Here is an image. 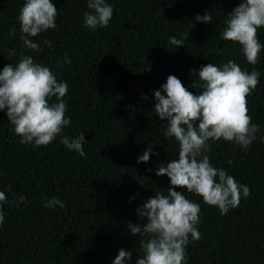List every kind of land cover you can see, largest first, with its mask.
Instances as JSON below:
<instances>
[{"label": "trees", "instance_id": "16d2710c", "mask_svg": "<svg viewBox=\"0 0 264 264\" xmlns=\"http://www.w3.org/2000/svg\"><path fill=\"white\" fill-rule=\"evenodd\" d=\"M25 2L0 0V72L30 55L58 82H66L65 118L71 124L62 135L84 134L86 155L67 149L61 136L38 148L34 142L21 144L6 109L0 110V191L7 198L0 202L5 214L0 264H113L120 249L132 252L125 264H135L146 237L133 236L128 222L143 226L137 208L156 193L167 195L169 178L155 173L178 158L179 149L164 135L167 121L154 113V90L174 75L199 94L201 88L191 87L190 72L228 60L242 71L260 73L247 97L251 122L260 131L246 151L221 139L209 140L206 154L251 194L221 215L202 197L182 190L201 208V238L190 237L186 264H264V47L251 65L238 42L222 39L229 13L243 0H106L113 16L107 27L96 30L84 25L88 0H51L58 10L56 28L31 38L42 52L23 47L17 17ZM206 10L211 23L197 22L196 15ZM171 37L184 40V47L169 44ZM257 38L264 45V27ZM148 147L155 154L137 163ZM20 196L26 202L18 203ZM53 197L64 207L46 208Z\"/></svg>", "mask_w": 264, "mask_h": 264}, {"label": "clouds", "instance_id": "9594fccd", "mask_svg": "<svg viewBox=\"0 0 264 264\" xmlns=\"http://www.w3.org/2000/svg\"><path fill=\"white\" fill-rule=\"evenodd\" d=\"M89 12L84 13V25L92 30L107 27L113 16V8L106 0H88ZM57 8L51 0H26L17 19L20 24L23 47L32 51H43L32 37L56 28ZM197 22L210 24L213 17L206 10L195 17ZM191 27L193 26L190 23ZM264 27V0H243L229 13L222 39L242 47L243 55L251 65L258 62L261 48L257 30ZM15 29H13V32ZM49 47L50 41H44ZM169 44L184 47V40L171 37ZM15 55V52H11ZM65 63L71 61L65 57ZM191 87L201 88L199 94L190 92L174 75L167 77L160 89L154 90V113L159 120H166L164 135L178 142V158L166 166H158L156 176H167L170 186L167 195L156 193L137 208V216L144 218L143 226L128 222L131 234L146 237L141 239L142 255L135 264H186V246L198 241L201 233L197 229L201 211L200 204L192 202L183 194L184 189L202 197L204 203L216 206L221 215L239 206L241 196H250L247 185L238 184L224 169L214 167L206 154L210 151L208 141L223 139L247 150L257 139L259 125L253 124L248 114L247 97L259 83L260 73L253 68L249 73L228 60L222 66L213 63L203 65L190 72ZM68 93L66 82H58L50 68L34 61L30 55H21L16 64H8L0 72V110L6 109L8 121L14 132L21 137V144L35 147L51 144L57 136L67 149L85 156L84 134L76 138L62 135L70 126L65 118ZM55 98V102H51ZM144 100L148 97L145 95ZM153 147H148L137 163H147ZM149 172L152 169H148ZM179 189L180 191H177ZM8 191H12L11 185ZM25 196L18 203L26 202ZM0 202H7L0 191ZM64 203L53 197L46 208ZM5 214L0 210V226ZM132 260V252L120 249L113 264H125Z\"/></svg>", "mask_w": 264, "mask_h": 264}]
</instances>
